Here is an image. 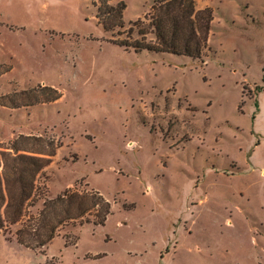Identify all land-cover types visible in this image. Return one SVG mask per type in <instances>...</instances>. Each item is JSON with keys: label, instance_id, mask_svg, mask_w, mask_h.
I'll return each instance as SVG.
<instances>
[{"label": "rangeland", "instance_id": "obj_1", "mask_svg": "<svg viewBox=\"0 0 264 264\" xmlns=\"http://www.w3.org/2000/svg\"><path fill=\"white\" fill-rule=\"evenodd\" d=\"M101 2L0 0V153L48 160L26 219L72 216L42 247L1 234L0 264H264V0H196L201 59L114 40H152L153 0Z\"/></svg>", "mask_w": 264, "mask_h": 264}, {"label": "trees", "instance_id": "obj_2", "mask_svg": "<svg viewBox=\"0 0 264 264\" xmlns=\"http://www.w3.org/2000/svg\"><path fill=\"white\" fill-rule=\"evenodd\" d=\"M100 1L107 4L111 0ZM102 7L103 5L98 8V17L106 29L114 30L123 26V3L103 7L106 10ZM147 16H149L147 29L153 35L151 41L146 42L132 36L133 27L142 24L140 20L131 23L129 33H131L132 40H114L121 45L134 47L139 51L170 53L196 59H201L209 48V36L213 21L211 7L206 6L199 9L196 0H153L151 12L145 17ZM147 33L138 31V34L142 36H146ZM12 149L16 154L5 151L0 153V235H12L11 229L17 227L15 234L21 243L42 247L58 235V233L56 234L58 227L72 216L69 214L68 217L57 222L44 220L38 224L36 217L30 216L26 219V207L31 206L32 202L34 203L37 195V176L48 165V160L35 155L19 154L17 152L21 149L15 144ZM75 197L66 192L64 195H60L57 201L65 202L67 199L73 201ZM99 203H103L104 207L98 222L95 223L104 224L111 206L100 196V201L94 202L90 208ZM90 208L87 207L80 211L76 217L84 215ZM65 213L68 211L66 210ZM44 217L47 216L44 214Z\"/></svg>", "mask_w": 264, "mask_h": 264}]
</instances>
